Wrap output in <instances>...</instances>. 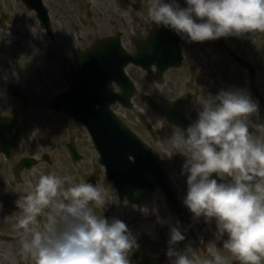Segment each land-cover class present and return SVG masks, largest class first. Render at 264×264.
Returning <instances> with one entry per match:
<instances>
[{
  "label": "flooded vegetation",
  "instance_id": "obj_1",
  "mask_svg": "<svg viewBox=\"0 0 264 264\" xmlns=\"http://www.w3.org/2000/svg\"><path fill=\"white\" fill-rule=\"evenodd\" d=\"M152 3L0 0V246L8 247L11 264L30 263L20 251L22 230L14 227L21 211L15 201L33 189L40 175L54 172L77 183H109L97 150L104 124L84 125L74 116L77 108L111 107L154 156L169 163L171 172L172 165L182 170L185 156L182 148L169 146L167 137L181 128L173 129V122L153 107L172 121L180 118L183 129L196 119L197 97L238 90V84L253 99L254 90L261 93L264 37L256 42L254 59L245 41L232 36L194 42L167 28V35H160L163 26L147 15ZM129 104L132 110L125 109ZM158 199L165 214L176 217L163 196ZM180 227L185 235L180 243L183 249L193 243L197 264L217 251L236 264L222 248L226 236H215V221L200 218L192 227ZM156 235L155 243L143 240L148 253L142 247L134 250V264L143 256H164L162 264H170L169 231Z\"/></svg>",
  "mask_w": 264,
  "mask_h": 264
},
{
  "label": "clouds",
  "instance_id": "obj_2",
  "mask_svg": "<svg viewBox=\"0 0 264 264\" xmlns=\"http://www.w3.org/2000/svg\"><path fill=\"white\" fill-rule=\"evenodd\" d=\"M147 15L194 42L264 31V0H184V6L153 0ZM197 103L196 119L167 137L170 147L184 150L182 203L195 220L215 221V236H226L222 248L236 264H264V122L252 119L259 120L260 104L243 90L225 89L197 97ZM105 190L98 181L40 175L15 201L21 253L35 264H131L128 253L138 244L125 222L94 212L105 206ZM183 240L181 228L170 227V264H197L191 246L176 249ZM228 261L217 251L200 264Z\"/></svg>",
  "mask_w": 264,
  "mask_h": 264
},
{
  "label": "water",
  "instance_id": "obj_3",
  "mask_svg": "<svg viewBox=\"0 0 264 264\" xmlns=\"http://www.w3.org/2000/svg\"><path fill=\"white\" fill-rule=\"evenodd\" d=\"M158 34L167 35L164 30ZM90 110L77 108L76 116L86 122L85 117L89 115ZM93 112L94 116L104 115L106 118L104 121L106 130L98 131L97 146L101 154V163L105 165L109 181L114 184L120 198L126 197L131 204L148 202L159 188L181 223L193 224L195 222L193 215L183 206L179 192L169 177L168 164L154 157L108 107L101 109L100 112L94 109ZM98 124L99 122L93 121V125ZM146 261L148 262V259ZM156 261V264L161 262L160 259Z\"/></svg>",
  "mask_w": 264,
  "mask_h": 264
},
{
  "label": "rangeland",
  "instance_id": "obj_4",
  "mask_svg": "<svg viewBox=\"0 0 264 264\" xmlns=\"http://www.w3.org/2000/svg\"><path fill=\"white\" fill-rule=\"evenodd\" d=\"M182 3H184V0H182ZM184 6V4H183ZM235 37V41L243 42L245 41V45L248 47L247 53L252 57L256 58L257 56V41L259 37H264V31H254L253 33H246L239 37ZM264 50H259V52ZM264 73V70H263ZM240 79V77H239ZM240 82V81H239ZM261 93L264 95V85H262ZM238 90H241V85L238 84ZM250 94V91H246ZM252 119L256 122H264V109L260 106L259 109V120L257 121L256 116H253ZM180 166V165H179ZM171 176L174 178L175 182L179 185L180 190L183 191V194H185L186 191V177L181 174V171L176 169L174 165L171 167ZM215 175V174H214ZM219 178V177H216ZM220 178L218 179V181ZM100 186L102 188H105L106 190L103 192L104 198H105V206H99L97 205L94 208V212L98 216H105L109 220L112 218H118L125 222L128 229L131 231V233L136 238L138 247L133 248L132 250H138L139 248H143L144 253H148L147 251L150 249L147 246V242L143 241L145 239H150L151 242L155 243V237L157 236L156 233L160 230H168L170 232V227L172 226H179L180 224L176 217L171 218L168 214H165L166 209L164 207V204H162V201L158 199L161 194L160 192L155 194V199L152 203L143 204L141 206H131L128 205L126 202L122 204L119 200L118 194L116 189L109 184L106 180H103L100 182ZM147 208V211H141V209ZM147 218V219H146ZM143 220L144 222H147L148 227L146 229H138L140 223V220ZM178 222V223H177ZM206 225V224H205ZM181 228V227H180ZM140 241V242H139ZM182 242V241H181ZM193 246V243L191 244V247ZM4 247V248H3ZM0 246V264H11L12 259L10 256L9 251L7 250V246ZM176 249L178 251H183L184 247L183 245L178 242L175 245ZM128 254H130L132 252ZM140 250V249H139ZM136 251L133 252V255L129 256V260L131 261V264H134L136 259ZM193 258L196 260V250L193 249ZM11 260V261H10ZM29 264H35L34 260L30 257V263Z\"/></svg>",
  "mask_w": 264,
  "mask_h": 264
},
{
  "label": "bare ground",
  "instance_id": "obj_5",
  "mask_svg": "<svg viewBox=\"0 0 264 264\" xmlns=\"http://www.w3.org/2000/svg\"><path fill=\"white\" fill-rule=\"evenodd\" d=\"M138 225H139L138 229H140V228L146 229L148 227L147 222H144L142 219L140 220V223H138Z\"/></svg>",
  "mask_w": 264,
  "mask_h": 264
}]
</instances>
